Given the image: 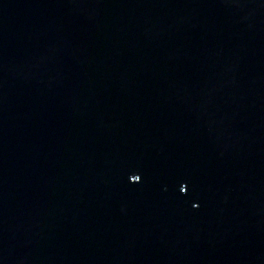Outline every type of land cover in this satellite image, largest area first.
Listing matches in <instances>:
<instances>
[{"label": "water", "instance_id": "obj_1", "mask_svg": "<svg viewBox=\"0 0 264 264\" xmlns=\"http://www.w3.org/2000/svg\"><path fill=\"white\" fill-rule=\"evenodd\" d=\"M0 264H264V0H0Z\"/></svg>", "mask_w": 264, "mask_h": 264}]
</instances>
